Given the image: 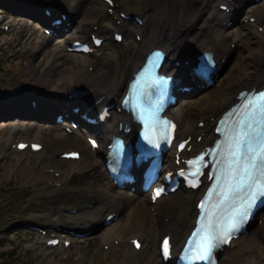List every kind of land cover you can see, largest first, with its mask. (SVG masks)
<instances>
[{"label": "rangeland", "instance_id": "1", "mask_svg": "<svg viewBox=\"0 0 264 264\" xmlns=\"http://www.w3.org/2000/svg\"><path fill=\"white\" fill-rule=\"evenodd\" d=\"M77 1L82 3L78 5L81 13L76 16L75 21L83 23L84 19H87L86 22H98L103 26L102 32L104 33H106V28L118 29L117 24L107 15L105 5H97L96 2L101 0H0L1 264H150L154 261V257L148 258L152 248L143 249L145 257L142 259L136 258L137 253L133 252L128 245L129 237L135 234L125 235L127 232L120 230V224L115 226V230L119 234L116 241L118 240L119 243H114L112 246L113 238L111 240L102 239L108 227H96L95 231L87 237L88 239L78 238L72 247L66 251H63L60 246L55 249L44 248L42 238L39 235L31 230L21 228L26 224H59L64 227L78 226L80 230H89L91 226L88 229L85 226L90 224V220L101 221L107 210V208H103L101 213L97 214L98 208H102L99 201L100 195L98 194L104 191L114 192V188L107 180L102 164H99L97 177H95L92 175L93 170L85 168L84 158L74 163L59 162L61 159L58 152L71 148L76 149L73 148L75 146H64L60 149L58 147L65 144L68 138H73L84 147H87L86 137L89 135L88 133L77 131L74 135H67L60 128L52 126V117L48 122L46 120L38 121L29 116L31 114L29 99L38 100L42 104L44 99L41 98L46 97L48 105H52L58 94H64L66 87L75 81V79L72 81L64 80L68 77V74L85 75L86 71L91 72L90 70L94 68L89 65H92L96 58L67 54L63 37L47 40L42 28L37 23L38 16L42 13V4L53 8V11L55 10L57 14L60 10L67 9ZM193 1V8L188 9V5L192 4ZM220 1L183 0L186 12L179 24L176 25L181 36L184 34H190L191 36L199 34L200 28H203V32H206L205 30L210 29L215 22L217 23L215 27L220 28L218 18L211 21L212 13ZM117 2L128 13L137 14L141 18L144 17L145 20L158 6V0H117ZM200 2L202 4L199 6ZM204 4H208L205 9H203ZM249 4L245 6L248 8L250 7ZM257 4V6H262L264 2ZM260 12L263 17L264 10L262 9ZM250 14L240 13L239 22H236L232 28L224 30V33H228L233 39V43L228 40L225 46L231 49L234 48V53L216 84L211 89H202L188 94L174 108L175 113L181 111L180 107L186 101H190V107L205 108L210 106L211 101L226 88L231 78L236 77L241 72L239 62L240 65H244L243 70L254 71L258 62L253 60L252 50L247 53L242 49L252 48V46H255L256 41H264V30L261 31L263 27L257 28L256 26L253 28V31H257L259 34V36L252 37L249 40L253 45L248 43L247 39L241 37V34L245 32L241 27V23L248 21ZM152 19L154 21L157 19L154 14L151 15ZM248 22L255 25L253 21ZM3 25L8 26V29H1ZM135 25V22L129 21L121 25L120 29L133 28ZM145 30L146 28H143L140 32L143 33ZM86 31L87 25L84 28L69 29L68 32L63 34L69 33L67 35L78 39L86 37ZM207 32H210V30H207ZM134 34L132 33L130 37L125 36L123 45H115L107 41L97 52V55L100 54L102 58H97L111 61L112 66L115 67L125 59L127 48L137 49L143 46L135 45ZM237 41L238 43H236ZM186 43V41H183V44ZM202 47L194 52H199L203 49ZM120 52L123 53L122 56L119 55ZM109 53L110 55H108ZM68 67L71 71H68ZM8 69L10 70L7 72ZM103 70H105L103 67H97V72ZM47 78L51 80L49 84L46 83ZM46 85L49 87H46ZM23 90H26L27 93L25 96H20L19 92ZM218 108L219 104H214L212 109L206 108L208 116L214 115ZM36 112L39 113V111ZM197 117L199 115H196L195 118ZM19 140L37 141L45 148L38 153L17 152L11 146ZM54 150H58V152H51ZM91 159L92 161L95 160L94 155H91ZM39 168L43 172L40 173ZM66 169H72L74 172L86 176L71 178L64 173ZM55 172L61 173V175H55ZM136 195L139 199L144 197V194L143 196ZM187 198L188 196H186ZM90 201L95 204L94 210L81 213L80 210ZM162 205L165 208L167 203ZM67 209H76L80 212L73 215L66 212ZM63 217L67 221L63 220ZM261 228L264 232V210L258 214L249 231L236 242L235 248L221 256L219 264H227L231 256L236 252H240L248 246L250 241H253L252 239ZM122 235H125L123 244L126 248L120 245L119 237ZM137 237L142 239L140 236ZM103 245H107L109 249H104ZM153 249H156V243ZM155 252L157 254V250ZM256 252L258 253L256 255L258 260L264 263V239L258 243L254 254ZM157 258L159 260V257ZM136 259H138V262Z\"/></svg>", "mask_w": 264, "mask_h": 264}, {"label": "bare ground", "instance_id": "2", "mask_svg": "<svg viewBox=\"0 0 264 264\" xmlns=\"http://www.w3.org/2000/svg\"><path fill=\"white\" fill-rule=\"evenodd\" d=\"M226 2L227 0H223L221 3ZM81 3L82 2L77 1L74 5L68 7L67 17L69 21L73 22V25H71L72 29L78 27L84 28L85 25H87V19H84L83 23L75 21L76 16L81 13L79 10L80 7L78 8V5ZM96 3L99 6L105 5L103 1H97ZM242 3L243 2L241 0H234L233 3H231L236 7L234 10L235 14L225 13L221 12L219 9H214L211 19L216 20L217 18L219 19V17H221L219 20V23H221L222 21L234 18L237 12L242 11ZM193 4L194 1L192 2V4L188 5V9H192ZM201 4L202 3L200 2L199 6ZM207 7L208 4L203 5V9ZM262 9L264 10V5H252L251 7H249V9H245V12L247 11L246 13H251L248 17H256L255 25L250 23L241 24V27L245 31L243 34H241V37L247 39L248 43H251L249 42V40L252 37L259 36L257 31H253V28L256 26L264 27V19L260 12V10ZM152 10L154 11V9ZM185 12L186 8H184L183 0H158V6L155 8V11L152 14H149L147 23L144 22V24L146 25V30L143 31L141 41L143 46L141 48H128L125 52V59L121 63H118V65H116L115 67L105 66L106 69L102 72L86 73L85 75L79 76H75L76 74L73 75L72 73H70L67 75L68 77H66V79L64 78V80L71 81L75 79V81L79 83L81 87L80 89H84L89 92L86 96H84V98H80V100H77L75 102L74 100H70V102L72 104H81L82 106H84L85 110H88V113H95V111H97L105 103H116L118 105L119 99L116 100V95L120 91L122 92L123 90H125L128 79L131 77V75L135 72L139 64L142 62L146 52L154 47L162 48L166 51L168 56L167 65H170V73L178 75L180 77L181 82H188L196 87L195 83L179 75V72L184 68V66L181 65L180 67H174L172 66V62L177 60L179 61L183 58L192 60L194 58L193 51H196L202 46H204L205 50L211 51L214 54V57L217 58L218 61H220L222 59V54L231 56L234 53V51H232L229 47L225 46L228 40H231V42H233V39L228 33H224V29L214 27L215 25L213 26V24L210 29H208V31L210 30L212 32H203V30H200L199 34H194L193 36L187 34L181 36V34L179 33V29L176 28V25L179 24V21L184 16ZM153 14L157 18L155 21L153 19L151 20V15ZM136 30L139 31L141 29L136 28ZM88 32H90L89 29L87 30V33ZM64 40L65 43L68 44L75 39H73L70 35H67L64 37ZM183 41H186L187 43L183 44ZM141 43L137 42L135 44L136 46H139ZM236 43H238V41ZM251 50L253 60L258 62L254 71L243 70L244 65H240L239 62L241 72H239L236 77L231 78L226 88L222 90L214 100L211 101L210 106H207L205 108L195 106L190 107V101H187L184 105L180 107L181 111L179 113H173L172 111L169 113L170 116L175 118L178 122L177 136L179 137V139H185L187 136H192V141L196 143V137L205 131L206 134L201 138V141L197 145L199 147L207 145L209 142V137L213 135L210 133L209 130L211 124L209 123L208 119H205L211 116H208L206 108L212 109L214 104H219V108L217 109L214 115L217 116L218 112H223L228 107L236 104L234 96L237 95V92L240 91V89H259L264 86V41H256L255 46H252V48L247 47L242 49V51H247V53H249ZM108 55H110V53ZM119 55L122 56L123 53L120 52ZM100 64H107V61L98 62V65ZM68 71H71L69 67ZM75 72L77 73V71ZM50 82L51 80L47 78L46 83L49 84ZM237 83L239 84L236 88L235 85ZM46 87L49 86L46 85ZM67 89H65V91ZM19 94L20 96H25L26 92H19ZM64 98L65 101L69 100L67 93L65 94ZM41 99H44L41 106L45 108L49 104L47 101L48 99L46 97H42ZM60 101L61 98L57 99L55 102L58 103ZM61 106V108L63 109L68 108V106H66L65 104L64 106ZM45 109L47 110L44 111V114L57 110L52 105L46 107ZM75 115L76 114L73 113V116ZM196 115H199V117L195 118ZM77 118L80 122L83 120L81 117L77 116ZM128 120L129 116H127L125 113L119 114L117 112H114L112 113L110 120L106 124L90 129V136L97 138L99 141V147L94 151L89 147L88 143L87 147H84L73 138H68L65 141V144L62 143L63 145L59 146L58 148L60 149L64 146H75L73 148H75L76 150H80L82 153L80 160L84 158L86 165L85 168H88V170H93L94 172L92 175L97 177V168H99V164H103V147L107 141L108 135L110 133H118L117 123H129ZM199 121L205 122L203 127H198L197 124ZM114 124H116L115 128ZM51 152H58V150H54ZM64 152L67 151L63 150L61 152H58V155ZM91 155H94V161H92ZM59 162L74 163L75 161L61 159L59 160ZM39 172L41 173L43 172V170L39 168ZM64 173L67 176H70L71 178L86 176H82V173L74 172L72 169H66ZM186 193V191L178 189L169 198L161 197L160 200L156 201L155 205L150 203L148 195L139 199L137 195L119 190H114V192L112 193H110L109 191H104L101 194H98L100 195L99 201L101 203L102 208H98L97 214H100L103 208H107L115 212L119 218V220L114 225H111L106 229V232L102 239L111 240L112 238L115 239L116 236H119V234H117L115 230V226L120 224L119 228L121 226H124L127 228L128 231H131V233L138 235L142 238L143 247L137 253L136 258L142 259L143 257H145L143 249L145 250L146 248H152V251L148 254V258L154 257V263L152 262L150 264H159L157 254L155 252L156 250L158 251V247L157 249H153L158 237L162 236L165 233H171L173 237V246L178 248L181 245L183 237L188 232L189 228L194 222V217L196 215L195 205H193L189 201V197L186 199ZM201 193L202 191L191 192V196L195 194L200 195ZM88 203H91V201ZM163 203H167V205L175 204L174 210L170 213L168 211L169 205L167 206V208H164V205H162ZM153 206H156V215H153L150 212V207ZM94 208L91 210L84 209L81 213L92 212ZM164 217L169 218L166 225L163 224ZM63 220L67 221L65 217H63ZM95 222L98 223V220L92 219L90 221V224L92 225ZM177 224H179V227L177 226ZM89 226L90 225H87L86 227L88 228ZM76 229L78 228H71V230ZM262 239H264V232L261 228V230H259L258 233L252 239L253 241H250L248 243V246L244 247L240 252H236L233 256H231L227 264H264L263 262H260V260H258V256H256L258 255V253L256 252V254H254L255 250L257 249L258 243ZM138 259H136L137 262Z\"/></svg>", "mask_w": 264, "mask_h": 264}, {"label": "snow or ice", "instance_id": "3", "mask_svg": "<svg viewBox=\"0 0 264 264\" xmlns=\"http://www.w3.org/2000/svg\"><path fill=\"white\" fill-rule=\"evenodd\" d=\"M157 195H159V191L157 192ZM137 246H139V245H137ZM199 247H200V251L198 252V254L195 258L199 259V260H205L208 256L209 249L211 246H210V244H208L205 241V242H202ZM164 248H165V251H167V240H165V242H164Z\"/></svg>", "mask_w": 264, "mask_h": 264}]
</instances>
